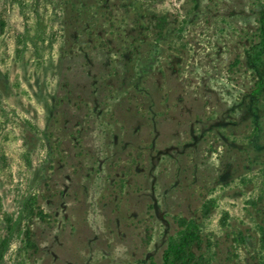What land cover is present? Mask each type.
Masks as SVG:
<instances>
[{"label":"rangeland","instance_id":"374dc122","mask_svg":"<svg viewBox=\"0 0 264 264\" xmlns=\"http://www.w3.org/2000/svg\"><path fill=\"white\" fill-rule=\"evenodd\" d=\"M0 25V264H164L188 228L192 261L264 264V0H0Z\"/></svg>","mask_w":264,"mask_h":264},{"label":"trees","instance_id":"16d2710c","mask_svg":"<svg viewBox=\"0 0 264 264\" xmlns=\"http://www.w3.org/2000/svg\"><path fill=\"white\" fill-rule=\"evenodd\" d=\"M1 29L2 26L0 25V31ZM261 44L264 50V31ZM22 217L23 210L19 212L18 216L13 219L11 223L9 220L5 225V236H0V263L3 261L12 241L21 236L20 226ZM193 234L192 228H188L183 231V235L180 239H170L169 248L164 255V264H199L191 260L193 257L191 251V244L194 240Z\"/></svg>","mask_w":264,"mask_h":264}]
</instances>
